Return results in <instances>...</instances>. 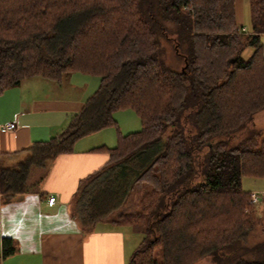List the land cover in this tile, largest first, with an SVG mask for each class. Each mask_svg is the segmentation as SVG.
Masks as SVG:
<instances>
[{
    "label": "trees",
    "instance_id": "1",
    "mask_svg": "<svg viewBox=\"0 0 264 264\" xmlns=\"http://www.w3.org/2000/svg\"><path fill=\"white\" fill-rule=\"evenodd\" d=\"M236 1L0 0V94L31 78H98L58 135L0 168V194L22 192L29 167L131 110L139 130L118 134L74 195L81 232L114 213L109 223L138 237L126 264H264V242L247 245L264 211L241 189L264 176L253 123L264 111V0H247V28ZM13 249L3 238L0 259Z\"/></svg>",
    "mask_w": 264,
    "mask_h": 264
},
{
    "label": "crops",
    "instance_id": "2",
    "mask_svg": "<svg viewBox=\"0 0 264 264\" xmlns=\"http://www.w3.org/2000/svg\"><path fill=\"white\" fill-rule=\"evenodd\" d=\"M240 3L237 0L235 8L238 25ZM25 82L0 94V168L15 169L34 143L58 135L97 88L95 76L80 73L70 74L60 89L37 78ZM37 85L50 93H32ZM9 123L15 124L13 131L3 128ZM109 129L77 140L71 152L42 166L29 167L22 192L0 194V251L3 238L10 239L14 248L0 264L127 263L135 246L125 234L127 227L104 219L83 234L71 213L79 183L105 166V149L115 146L118 134L131 133ZM48 196L55 197L51 207L45 203Z\"/></svg>",
    "mask_w": 264,
    "mask_h": 264
},
{
    "label": "rangeland",
    "instance_id": "3",
    "mask_svg": "<svg viewBox=\"0 0 264 264\" xmlns=\"http://www.w3.org/2000/svg\"><path fill=\"white\" fill-rule=\"evenodd\" d=\"M239 23L243 27H248L249 25V10L247 6V0H241L240 3V14H239ZM261 41L264 42V37H261ZM250 50H246L243 56L246 58L250 54ZM264 55V50H263ZM68 75H63L61 77L62 85L58 87L57 83L52 82V87L54 88H62L66 85V81L68 79ZM39 80L47 81V83L50 84L48 80L40 79ZM27 80V79H26ZM97 85L98 86V78L96 77ZM24 81H22L20 84H22ZM26 83V82H25ZM41 83V82H40ZM24 84V83H23ZM96 88V87H95ZM96 90V89H95ZM32 93H50L49 90H44V87L42 85L33 87V90H31ZM113 120L116 123V128L111 127L109 130L114 133L115 129L118 132H121L123 134H126L128 132H136L140 128V124L138 119L136 118L135 114L131 110H120L118 112H115L113 114ZM253 123L256 129H264V111L259 112L253 117ZM135 125V126H134ZM241 189L243 191L247 192H254V194L258 198V203L253 205L255 208V211L257 214H260L262 211H264V178H258V179H252V178H242L241 179ZM256 192V193H255ZM251 194V193H250ZM263 201V202H262ZM108 221L115 219V214L113 213L107 218ZM118 226L127 227L123 225L120 220L118 221ZM125 234L130 239H134L135 242L137 240V236L132 234V232L129 230V228H125ZM264 242V212L262 215H259V222L258 225L252 229L251 233L249 234V237L247 239V245L252 246L255 243ZM193 264H210L208 259L200 260Z\"/></svg>",
    "mask_w": 264,
    "mask_h": 264
},
{
    "label": "built area",
    "instance_id": "4",
    "mask_svg": "<svg viewBox=\"0 0 264 264\" xmlns=\"http://www.w3.org/2000/svg\"><path fill=\"white\" fill-rule=\"evenodd\" d=\"M3 128L9 130V131H13L15 129V124L14 123H9L7 125H5ZM250 202L254 205L257 201H258V198L257 196L254 194V193H251L250 194ZM45 203L48 207H51L55 204V197L53 196H48L46 199H45Z\"/></svg>",
    "mask_w": 264,
    "mask_h": 264
}]
</instances>
